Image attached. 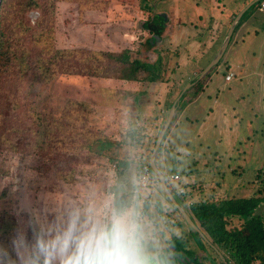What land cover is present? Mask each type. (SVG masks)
<instances>
[{
  "label": "rangeland",
  "instance_id": "1",
  "mask_svg": "<svg viewBox=\"0 0 264 264\" xmlns=\"http://www.w3.org/2000/svg\"><path fill=\"white\" fill-rule=\"evenodd\" d=\"M18 1L4 0L0 10L2 29L11 28L18 20V16L14 17ZM39 1L50 6L47 0ZM199 1L194 0L202 8L205 3ZM140 2L56 0L53 17L38 9L24 13L22 23L28 31L20 33L28 50V69H12L7 82L0 81V223L3 219L13 223L9 233L3 235L4 243L15 223L16 230L30 235L33 209L101 204L112 201L109 192L114 187L126 188L130 184L138 193L135 207L144 225L150 264H197L190 257L200 264H210L207 256L215 257L209 247L205 250L204 241L167 199L159 183L151 193L140 187L139 175L149 163L161 127L149 134V121L131 120L134 112H126L129 89L117 78L92 75L87 70L92 62L90 51L119 52L131 47L142 53L140 44L151 34L138 30ZM186 2L193 4L192 0ZM243 17L250 19L237 37L231 38L235 44L222 57L226 63H217L220 65L210 70L212 79L207 87L218 91L216 100L221 106H230L227 112L221 117L210 115L206 121L196 117L190 125L183 115L169 141L161 146L167 127L159 144L161 150L154 155L157 169L166 176L179 174L178 184L183 188L184 176H188L189 169L193 172L187 184L192 185L195 198H179L182 194L177 184L165 180L185 209L203 200L264 196V12L258 10V1ZM152 30L155 42L165 35V31ZM54 49L64 52L52 60L47 80L40 81L36 62L50 58L48 53ZM166 49L158 46L157 50L168 56ZM143 53L140 60L148 62ZM231 63L241 77L225 84L221 77ZM164 66L165 78L172 63L168 61ZM142 82L145 83L138 84V89L150 81ZM233 86L236 89L231 92ZM203 98H208L206 93ZM213 99L206 100V108ZM185 100L179 101L180 106ZM175 120L176 116L171 124ZM201 124L207 127L204 135L198 134ZM230 129L232 141H227ZM110 156L125 157L128 165L123 167ZM255 213L264 221V202ZM241 222L232 217L227 226L239 227ZM176 242L182 251L174 249Z\"/></svg>",
  "mask_w": 264,
  "mask_h": 264
},
{
  "label": "crops",
  "instance_id": "2",
  "mask_svg": "<svg viewBox=\"0 0 264 264\" xmlns=\"http://www.w3.org/2000/svg\"><path fill=\"white\" fill-rule=\"evenodd\" d=\"M252 1L253 0H200L199 2L205 3L201 8L200 3L194 2V0H192L193 4L187 3L186 0H167V4H165V0H141L140 6L142 10L140 9L141 15L138 18L141 21L138 23V30L141 32L143 31L144 35L147 32L151 34L149 39L142 41L140 44L141 51L142 53L144 52L143 54L146 61H148L142 62L154 64L155 68H157V77L156 80L146 82V84H150V88H147L145 84L143 87L139 85V89L138 84L145 82L124 79L117 80L129 89V92L126 94V112H134V115L129 118L134 121H149L147 126L150 132L149 134H152L154 129L161 127L166 120L169 107L172 103L177 101L172 122L175 116L176 120L173 124L169 125L161 146H164L163 142L165 140L169 141L173 130L176 128L183 115L186 117V124L190 125L193 124L192 120L196 119V117H202V119L206 121L210 115L215 116L219 114L221 117L227 112L230 106L224 104L221 106L220 101L216 100L219 99L218 91L215 89L207 90L208 84L212 79L211 71L209 70L202 76L201 71L215 57L221 48L224 38L233 22V18L241 13L235 23L230 40L218 61V63H226V59H222V57L226 50L228 48L231 49L235 44V42L231 41V38L237 37L242 31V28L248 23L250 17H243V14L248 10V8L245 7ZM161 3L165 5H160ZM143 10L147 11L145 15ZM149 27L162 30V32L165 31L164 37L158 38V41L155 42L153 32L148 30ZM158 46L167 48L168 50L166 49L165 52L169 53V55H162L163 51H158ZM154 48L156 49L155 51H153ZM124 49L133 51L131 47ZM150 50L153 51V53L148 55L147 51L149 52ZM136 51L138 53L137 57L139 58L142 53H140L138 49ZM168 61L172 63V67L169 68L167 71L168 74L164 78V74H166L164 64ZM219 65L220 64H218L216 68ZM232 66L233 63L227 67L223 75L225 76L228 71H231L234 74L233 78L226 81L224 77H221L225 84L226 82H231L234 78L241 77L237 72L233 71ZM236 67L240 69V66L236 65ZM185 84L187 85L183 87ZM233 89L236 88L233 86V88L230 89L231 92H233ZM205 93L209 99L212 96L214 98L213 104L207 106V108L206 100L208 98H203ZM182 98H186V102L180 106L179 101ZM187 112H189L188 116H186ZM233 119H236V117ZM205 128H207L205 124H201L198 127L200 130L198 134L204 135L202 133ZM230 132L231 129L229 133ZM229 133L226 134L225 140L232 141V132L231 134ZM145 138H147V135ZM100 148H98V152H101V150H99ZM107 150L110 151V148H106V151ZM128 163H130V160ZM127 165L128 164H126V166ZM187 174L189 177H193V172L190 169ZM188 176H184L186 183H183L185 184L184 188L187 190V194L178 195L179 198H195L194 192L191 193L193 191V189L191 190L192 185L187 184V182L193 178H189ZM117 192L118 195H124L126 197L123 204L136 206L139 201L138 193L130 184H127L126 188L116 189L114 187L109 192L112 195V201L114 197L117 196ZM158 195L160 196V194L157 193V196ZM158 199H161V197ZM175 199L177 203L183 207L176 197Z\"/></svg>",
  "mask_w": 264,
  "mask_h": 264
},
{
  "label": "trees",
  "instance_id": "3",
  "mask_svg": "<svg viewBox=\"0 0 264 264\" xmlns=\"http://www.w3.org/2000/svg\"><path fill=\"white\" fill-rule=\"evenodd\" d=\"M47 1L50 2V6L41 4L39 0H19V7L16 9L17 13L14 15V17L18 16V20L11 28L2 29L1 19L0 81L2 83L7 82L12 69H18L19 71H26L28 69V50L27 47H24V39L20 33L21 30L25 33L28 29L23 26L22 22L24 21L22 18L24 13L30 9H38L41 14L48 12L53 17L54 2L56 0ZM3 2L4 0L1 2L0 10ZM148 30L153 32L150 27ZM39 35L41 37V32ZM63 52V50L54 49L52 53H48L50 58H39L37 60L35 65L38 69L37 79L40 81L47 80L50 73H46L50 69L52 60L58 55H62ZM89 54L92 62L88 64L87 70L92 75L134 81L156 80L157 68H155L154 64L143 63L137 57V51L128 49H123L119 52L97 50L90 51ZM104 142L107 146H112L110 145V141ZM157 150L159 152L161 147L159 146ZM110 158L117 160L119 165L126 167L127 162L125 157L110 156ZM162 174L166 180V174ZM169 188L172 191L170 186ZM124 200H126L124 195H118L114 197L113 201L124 203ZM263 202L264 196H249L217 201H197L189 204L186 209L184 208L199 228L201 234L195 230L193 232L201 242L202 240L204 241L202 244L205 250L206 247H209L214 253L215 257H212L211 254L207 256L210 264H264V221L260 215L255 213ZM2 216L4 218L7 217L5 213ZM232 217L241 219L242 222L239 227L228 228V221ZM6 221L3 219L0 223V242H4L3 235L8 234V229L13 226L12 222L6 223ZM15 231L16 223L10 234H14ZM173 245L177 252L182 251L179 243L176 242ZM190 258L196 261L197 264H200L194 257Z\"/></svg>",
  "mask_w": 264,
  "mask_h": 264
},
{
  "label": "clouds",
  "instance_id": "4",
  "mask_svg": "<svg viewBox=\"0 0 264 264\" xmlns=\"http://www.w3.org/2000/svg\"><path fill=\"white\" fill-rule=\"evenodd\" d=\"M29 232L0 242V264H150L144 225L130 204L33 209Z\"/></svg>",
  "mask_w": 264,
  "mask_h": 264
},
{
  "label": "water",
  "instance_id": "5",
  "mask_svg": "<svg viewBox=\"0 0 264 264\" xmlns=\"http://www.w3.org/2000/svg\"><path fill=\"white\" fill-rule=\"evenodd\" d=\"M259 0H253L251 3H249L245 8H249L253 3L257 2ZM1 2L2 0H0V5H1ZM241 15V13H239L235 19L233 20L225 38H224V41L222 43V46L221 48L219 49V51L217 52V54L215 55V57L205 66V68L201 71V76L204 75L205 73H207L209 70H211L215 65H217L219 59L221 58L229 40H230V37L232 35V32H233V29H234V26H235V23L237 21V19L239 18V16ZM178 100V99H177ZM176 102L175 101L174 103H172L171 107L169 108L168 110V113H167V117H166V120L165 122L162 124L160 130H159V133H158V136L156 138V141H155V145H154V148H153V151H152V154H151V157H150V160H149V167L150 169L152 170V172L154 173V175L156 176L157 180H158V183H159V187L160 189L162 190V192L165 194V196L169 199V201L175 206V208H177V210L179 211V213L182 215V217L184 218V220L186 221V223L192 227L193 230L195 231H198V233L201 234L199 228L196 226V224L194 223V221L192 220V218L189 216V214L185 211V209L179 205L174 197V195L172 194V191L170 190V188L168 187L167 185V182L165 181V178L163 176V174L157 169L155 163H154V155L159 147V144L163 138V135L167 129V127L169 126L171 120H172V117L174 115V112H175V108H176Z\"/></svg>",
  "mask_w": 264,
  "mask_h": 264
},
{
  "label": "built area",
  "instance_id": "6",
  "mask_svg": "<svg viewBox=\"0 0 264 264\" xmlns=\"http://www.w3.org/2000/svg\"><path fill=\"white\" fill-rule=\"evenodd\" d=\"M258 10L264 11V0L258 1ZM234 74L231 71H228L224 78L226 81H229L233 78ZM168 181L175 182L177 185L176 189L179 194H185V189L181 187V184H178L180 181V175L177 173H170L166 176ZM138 182L140 187L145 192L151 193L155 191V187L158 186V180L154 177L150 167L148 165L143 166V169L139 175Z\"/></svg>",
  "mask_w": 264,
  "mask_h": 264
}]
</instances>
